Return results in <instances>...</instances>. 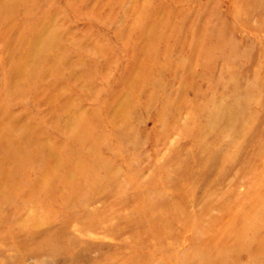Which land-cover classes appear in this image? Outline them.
I'll use <instances>...</instances> for the list:
<instances>
[{
	"label": "rangeland",
	"instance_id": "1",
	"mask_svg": "<svg viewBox=\"0 0 264 264\" xmlns=\"http://www.w3.org/2000/svg\"><path fill=\"white\" fill-rule=\"evenodd\" d=\"M0 264H264V0H0Z\"/></svg>",
	"mask_w": 264,
	"mask_h": 264
}]
</instances>
